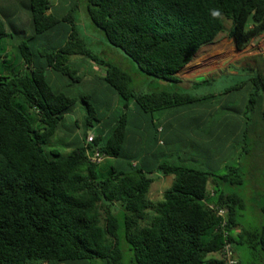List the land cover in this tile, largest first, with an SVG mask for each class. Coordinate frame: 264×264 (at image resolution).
<instances>
[{
	"label": "trees",
	"instance_id": "obj_1",
	"mask_svg": "<svg viewBox=\"0 0 264 264\" xmlns=\"http://www.w3.org/2000/svg\"><path fill=\"white\" fill-rule=\"evenodd\" d=\"M26 2L33 36L48 34L51 50L30 47L16 30L10 9H20L18 0H0V42L13 41L10 50L24 66L12 74L0 71V264H122L123 245L135 264H241L245 254L264 264V203L260 228L241 224L244 198L222 187L243 182L237 168L225 165L227 172L217 175L194 167L193 147L171 151L179 126L170 137L176 120L164 119L170 110L206 106L208 96L181 89L180 72L221 34L240 50L264 35V0H86L87 14L106 41L158 83L148 93L136 91L128 72L86 46L72 16L80 0ZM20 18L28 21L26 13ZM4 43L0 60L11 66ZM73 56L87 66V60L95 62L105 74L80 75ZM247 60L241 68L252 73L249 103L264 122V57ZM206 78L193 83L198 87ZM81 81L92 86L82 96L83 133L68 155L47 151V142L75 114ZM103 83L123 103L116 121L100 111V93L93 87ZM78 122L69 128L79 130ZM106 125L108 135L99 129ZM91 128L94 136L87 141ZM246 129L232 136L244 142ZM95 151L105 156L100 162L90 158ZM155 152L156 161L141 159ZM106 160L111 162L103 166ZM169 175L171 185L153 197L152 185ZM210 183L216 186L212 192Z\"/></svg>",
	"mask_w": 264,
	"mask_h": 264
},
{
	"label": "rangeland",
	"instance_id": "obj_2",
	"mask_svg": "<svg viewBox=\"0 0 264 264\" xmlns=\"http://www.w3.org/2000/svg\"><path fill=\"white\" fill-rule=\"evenodd\" d=\"M26 3V0H18V7L20 8L19 14L26 13L28 21L20 18L22 14L20 17L16 15V30L21 32L20 35L24 37L26 43L30 47L34 46L42 51L51 50L48 34L36 35L37 38L33 36L35 33L31 28L28 10L25 7ZM85 6L86 0H80L79 9L74 10L72 16L75 18L78 30L80 31L81 36L85 39L86 46L91 49V52L93 54H99L100 57L105 58L109 62L128 72L132 76L131 85L136 91L148 93L158 89L159 86L155 79L144 74L133 59L128 57L122 50L106 41L103 32L90 20ZM0 12L2 13L1 9ZM7 26L12 34H14L13 29L8 24ZM2 43L6 46L7 51L10 52L9 60H12V65L7 66L6 63L2 61L3 59H1L0 71L3 74H12V69L18 67L23 68L24 66L17 65L14 54L12 53V50H10L13 41L8 39L1 41L0 45ZM254 43V46L252 43L240 50L236 47L234 40L231 37L226 34H221L213 44L202 47L192 63L186 66L179 74L184 81V84H182L183 88L180 86L181 89L199 96H208L203 101L207 106H203V108L206 110V113H211L213 124L220 123V119L224 116L225 120L223 123L230 128L229 130L224 131L225 137L222 138L221 142L222 144H231L226 157V159L229 160L227 164L223 163L222 160L209 157L206 153L202 158H198L195 162L190 164L202 169L215 170V174L217 175L227 172L225 165H229V168H237L238 172L243 177V182L235 186L222 185V187H224L226 191L236 192L244 198L245 206L240 212L239 221L249 229L260 228L263 220V214L261 213L260 207L264 203V122L261 119L260 114L257 111H254L249 103V92L252 87L250 77L252 73H247L244 70L245 67L241 68L246 65V61H248L247 59L250 56L260 54L264 57L260 51H257V48L261 49L264 47V37L262 35L259 36ZM8 44L9 47H7ZM72 61L76 64L79 63L77 65H80L79 71L80 73L82 72L80 75L85 76L88 71H90L89 77L92 78L94 75L103 76L105 74V69L97 66V64L91 60H87L90 63H88V66L82 64L83 62L79 56H73ZM206 76H209L210 78L208 82H205L198 87L193 83L194 80L199 82L207 79ZM81 77L84 80L83 76ZM80 85L81 86H78L75 90L80 98L77 101L74 111L75 114H70L69 117L65 119L64 126L60 128L61 130L47 142L45 146L47 151L55 149L62 155H68L74 147L72 146V141H75L77 138L80 139V135L83 133L82 127L85 122L84 115L87 108L82 96L90 94L92 87L83 86L82 81ZM228 87L236 88V90L227 91L226 88ZM93 89H95L96 92L98 90L100 93L102 101L100 104V111L103 112L104 119L110 122L113 120L116 121L124 110L120 96L111 94L105 83H103V86L98 85L93 87ZM242 100H244V102ZM129 104L130 106H133L134 103L130 101ZM211 109H216L217 111L211 112ZM226 114L231 117L228 118ZM247 117L249 118L247 119ZM212 118L209 117L210 120H212ZM76 119H78L81 128H79V130L72 128L71 130L69 127L72 126V120ZM232 121H235V123L232 124ZM246 127L245 141L240 142V139H238V141L237 138L234 139L232 134L235 132L236 136L239 138ZM89 131L93 132L95 129L91 128ZM110 131L111 130H108L105 133L108 135L110 134ZM203 132L207 133L208 131H193L191 132V135L198 138V135ZM245 143V146H247L246 150L241 152V144L243 145ZM179 144L180 143H177L175 146L178 147ZM232 149L234 150V153H232ZM195 154V157H198L196 152L194 155ZM109 162L111 161L106 160L102 165L107 166ZM214 188H216V186L210 183L211 192ZM150 194L153 197L158 196L154 191V185L151 188ZM151 195L150 197L152 198ZM120 220L122 223V218ZM127 247V245H123L124 257L122 264H135L131 261L132 253ZM248 255L249 254H245L242 257L241 264H260L256 258L249 257ZM88 264L102 263L98 260H90Z\"/></svg>",
	"mask_w": 264,
	"mask_h": 264
},
{
	"label": "crops",
	"instance_id": "obj_3",
	"mask_svg": "<svg viewBox=\"0 0 264 264\" xmlns=\"http://www.w3.org/2000/svg\"><path fill=\"white\" fill-rule=\"evenodd\" d=\"M4 6H6V5H4ZM2 8H3V6H0V9H2ZM18 11L19 10H17L15 7L10 9V12L14 16V17L11 16V19H15L16 15H18L19 17L21 16L22 13L19 14ZM2 12H4V10H2ZM211 110H212L211 112L217 111L216 109H211ZM166 117H169V119L172 122H173V120H176L175 123L173 122V126L168 131L170 137L173 135L172 134L173 127L176 124H177L176 126H179V129L176 130L178 132L174 133L173 140L171 143V151L172 152H174V153L178 152L177 148L175 147V144L180 143L178 147L181 150H184L186 153H188L192 147L194 148L195 152L198 154V157H195L196 160L198 158H202V156L205 153L209 157H211L213 159H219V160H222L224 158V156L228 155V151L230 149L231 144L227 145L225 143H223V144L221 143L222 138L225 137L224 131L230 129L229 126H227L223 123V121L225 120L224 116L220 119V123H214L213 124V118H212L211 113H206V110L204 108H202L201 105H197L196 107L186 108L185 110H183L181 108H178L175 110H170V112L164 116V119ZM182 117H183V119H181ZM209 117H211L212 120H210ZM178 118L180 121H182V122L184 121V122L181 123L178 120ZM204 120H210L211 121V124L209 125V127H205ZM196 121H197V124H196ZM108 123L109 122H107V124ZM234 123H235V121H232V124H234ZM165 124H166V122L164 123V125ZM100 128H101L102 132H106V131L110 130L109 125H106V127H102V126L100 127L99 126V129ZM202 130L208 131V132L207 133L203 132V133L199 134L198 138L191 135V132H193V131L199 132ZM105 134H107V133H105ZM176 136L179 138L176 139ZM226 145H227V147H226ZM148 147H149V145H148ZM222 148H224V149H222ZM144 151L147 153L149 151V149L144 150ZM231 151H232V153H234L233 149ZM153 155L155 157L152 156L151 154H149V155L141 157V159L143 161L144 160H147V161L152 160L154 162L160 158L159 153H157V152L153 153ZM196 160L189 161V163L195 162ZM134 162H136V160ZM160 179H161L160 181H157L153 184L154 185V191L156 192V194L163 193L165 191V188H168V186H170L172 181H173V177L171 175L162 176Z\"/></svg>",
	"mask_w": 264,
	"mask_h": 264
},
{
	"label": "clouds",
	"instance_id": "obj_4",
	"mask_svg": "<svg viewBox=\"0 0 264 264\" xmlns=\"http://www.w3.org/2000/svg\"><path fill=\"white\" fill-rule=\"evenodd\" d=\"M262 36H264V35H262ZM258 37H259V36H258ZM256 39H257V37H256L255 39H253L252 42H251L250 44L253 43V46H254V44H255L254 41H255ZM250 44H249V45H250ZM249 45H248V46H249ZM257 51H260V52L264 55V47L261 48V49H260V48H257ZM194 81H196V80H194ZM93 136H94L93 132L90 133V134L87 136V141H90V140H89V137H92V139H93ZM95 152H98V151H95ZM95 152H94V153H95ZM94 153H93V154H94ZM98 153H99V152H98ZM93 154H92V155H93ZM99 155H100V154H99ZM90 156H91V155H90ZM100 156H101V155H100ZM104 157H105V156H101V160H102ZM91 160H92V159H91ZM101 160H100V161H101ZM100 161H94V162H100Z\"/></svg>",
	"mask_w": 264,
	"mask_h": 264
},
{
	"label": "built area",
	"instance_id": "obj_5",
	"mask_svg": "<svg viewBox=\"0 0 264 264\" xmlns=\"http://www.w3.org/2000/svg\"><path fill=\"white\" fill-rule=\"evenodd\" d=\"M92 137H89V140H91ZM90 158L92 159V161H100L101 160V156L99 155L98 152H95L93 155L90 156ZM219 214H224L225 210L224 209H220L218 210Z\"/></svg>",
	"mask_w": 264,
	"mask_h": 264
}]
</instances>
